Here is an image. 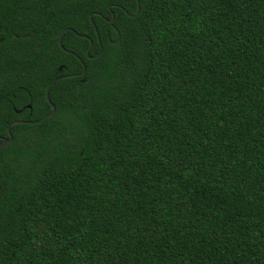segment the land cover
I'll use <instances>...</instances> for the list:
<instances>
[{
    "label": "trees",
    "instance_id": "16d2710c",
    "mask_svg": "<svg viewBox=\"0 0 264 264\" xmlns=\"http://www.w3.org/2000/svg\"><path fill=\"white\" fill-rule=\"evenodd\" d=\"M138 3L0 0V264H264V0Z\"/></svg>",
    "mask_w": 264,
    "mask_h": 264
},
{
    "label": "water",
    "instance_id": "95a60500",
    "mask_svg": "<svg viewBox=\"0 0 264 264\" xmlns=\"http://www.w3.org/2000/svg\"><path fill=\"white\" fill-rule=\"evenodd\" d=\"M136 2H137L136 13H135L134 15H132V16H136V14H137L138 11H139V3H138V0H136ZM119 8H121V7H119ZM129 16H131V15H129ZM113 17H114L113 14H111L110 19H109V20H106V22L110 23V22L113 20ZM89 20H90V22L92 23V14L89 15ZM114 29H115V28H114ZM67 30H69V29H65V30H63V31L60 33L59 37H58V43H59V46H60L61 48H62V46H61L62 36H63V34H64ZM115 32H116L117 38H116V40H114L112 43H116V42L118 41L119 37H120L119 32H118L117 29H115ZM81 37H82V38H85V36H81ZM90 46H91V43H90V45H89V47H88V49H87V51H86V55H87L88 58H89V56H88V50H89ZM99 47H100V49H99L97 55H99L100 52H101V50H102V47H101L100 43H99ZM62 49H63V48H62ZM68 53H70V52H68ZM97 55H96V56H97ZM82 65H83V64H82ZM84 71H85V66L83 65V69H82V72H81V73L76 74V75L61 76V77H59V78H57V79L51 81V83H49V85L47 86V89H46V92H45L46 100L50 103V100H49V88H50V86H51L55 81H57L58 79H61V78H65V77L81 76V75L84 73ZM54 112H55V108H54V106H51V111H50L46 116L42 117V118H41L40 120H38V121H34V122H32V121H20V120L18 121V120H17V121H13V122H11V123L7 126V128H6V133H7V135H8V139L0 138V140H1V141H0V147H5V146H7L9 143H11V141H12V136H11L10 128H11L13 125H18V124H29V125H31V124H36V123H39V122L44 121V120L47 119V118H50V117L54 114Z\"/></svg>",
    "mask_w": 264,
    "mask_h": 264
}]
</instances>
